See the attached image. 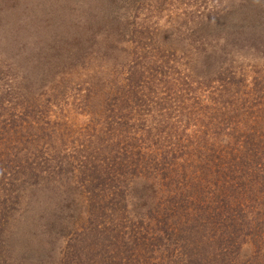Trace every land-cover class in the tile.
I'll list each match as a JSON object with an SVG mask.
<instances>
[{
  "label": "rangeland",
  "instance_id": "374dc122",
  "mask_svg": "<svg viewBox=\"0 0 264 264\" xmlns=\"http://www.w3.org/2000/svg\"><path fill=\"white\" fill-rule=\"evenodd\" d=\"M43 2L0 17V263L264 264V0L119 1L84 53Z\"/></svg>",
  "mask_w": 264,
  "mask_h": 264
},
{
  "label": "trees",
  "instance_id": "16d2710c",
  "mask_svg": "<svg viewBox=\"0 0 264 264\" xmlns=\"http://www.w3.org/2000/svg\"><path fill=\"white\" fill-rule=\"evenodd\" d=\"M43 1L44 0H0V17L4 12V8H2L3 4L8 5L10 9L13 7H31L32 9H35L36 5H39L40 2ZM47 1L48 0H45V2ZM119 1L123 0H80L81 7H83L82 14L84 15V17L82 18L79 31L73 32V37L71 38L72 40L78 38V40L83 43L79 47V52H85L87 50L88 43H86L84 39H92L94 36L102 35V33H105L104 31L107 30L108 34L105 33V35L110 36L113 32L117 34L116 30L118 29V22H120V19L119 16L115 15V10L116 6H120L118 5ZM43 4L44 2L41 4V7L43 6ZM72 40H70V38H66L64 42V46L66 48H69V52L73 49L72 43L70 44ZM16 184L17 186L22 185L18 182H16ZM4 264L6 263L4 262Z\"/></svg>",
  "mask_w": 264,
  "mask_h": 264
}]
</instances>
